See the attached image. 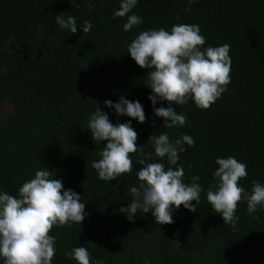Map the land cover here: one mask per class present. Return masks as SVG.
<instances>
[{
	"label": "trees",
	"instance_id": "obj_1",
	"mask_svg": "<svg viewBox=\"0 0 264 264\" xmlns=\"http://www.w3.org/2000/svg\"><path fill=\"white\" fill-rule=\"evenodd\" d=\"M0 0V102L11 110L0 119V190L16 195L24 181L47 167L51 178L80 194L87 215L81 224L53 227L56 253L52 264H77L67 253L84 246L99 264H264V206L249 214L238 202L235 227L223 223L201 193L195 211L183 207L173 223L159 225L151 213L138 212L130 222L119 209L131 199L128 189L140 183L136 172L155 157L151 135L167 132L195 140L179 154L185 183L198 175L208 189L216 183L217 157L233 156L247 167L238 182L250 191L252 181L264 183V0H139L133 9L143 24L123 30L127 17L113 19L119 0ZM74 16L91 21L92 29L77 33L61 29L54 17ZM131 14V13H130ZM198 24L206 46H230V83L208 109L193 101L178 105L186 114L183 127L163 128L148 99L147 74L127 52L139 31L173 24ZM124 96L138 100L146 121L116 116L105 100ZM167 107L158 102L155 107ZM97 107L113 124L132 121L138 150L131 153L133 171L105 182L92 162L104 143H95L87 128ZM151 159H147V156ZM176 167V166H172ZM195 203V201H193Z\"/></svg>",
	"mask_w": 264,
	"mask_h": 264
},
{
	"label": "clouds",
	"instance_id": "obj_2",
	"mask_svg": "<svg viewBox=\"0 0 264 264\" xmlns=\"http://www.w3.org/2000/svg\"><path fill=\"white\" fill-rule=\"evenodd\" d=\"M73 8L80 5L78 0H70ZM139 0H119V8L114 10L113 19L127 17L123 30L130 32L143 24V19L133 12ZM196 0H187V7ZM131 13V14H130ZM61 29L71 34L77 33V25L88 33L91 21L78 23L74 16L62 12L54 17ZM205 37L198 24H173L165 28L139 31L128 44L127 52L141 68L150 69L146 84L151 92L148 99L153 105L156 117L163 118V128L183 127L187 123L186 114L178 113V105H186L191 100L199 109H208L227 91L230 83V46H206ZM168 106L155 107L158 102ZM105 106L114 109L116 116H127L139 123L146 121L143 105L120 96L115 103L105 100ZM87 128L95 143H104L98 153V160L92 167L98 179L110 182L133 171L131 153L143 149L136 143L137 132L132 121L115 123L100 107L90 114ZM155 157L167 159L168 167L162 162H146L138 159L142 167L137 170L138 186L128 189L129 203L119 211L134 222L139 212L151 213L159 225L173 223V214L181 205L190 212L195 211L201 193L215 213L220 214L223 223L235 227L237 204L242 199L247 203V212L253 214L264 206V183L252 181L251 190H246L238 182L247 177L246 165L235 157H217L218 166L213 171L214 185L204 189L200 177L194 175L190 183H185L182 166H178L179 154L195 145L188 134L172 141L167 132L151 135ZM151 159V156H147ZM176 166V167H172ZM81 195L72 189H65L61 180L51 178L47 167L37 170L34 177L24 181L16 195L0 190V264H52L56 253V237L50 235L53 227H64L72 223L81 224L87 212ZM195 201V203H193ZM77 264H99L90 259L84 246L73 247L67 253Z\"/></svg>",
	"mask_w": 264,
	"mask_h": 264
},
{
	"label": "rangeland",
	"instance_id": "obj_3",
	"mask_svg": "<svg viewBox=\"0 0 264 264\" xmlns=\"http://www.w3.org/2000/svg\"><path fill=\"white\" fill-rule=\"evenodd\" d=\"M11 110V105L8 102H0V119L4 120Z\"/></svg>",
	"mask_w": 264,
	"mask_h": 264
}]
</instances>
